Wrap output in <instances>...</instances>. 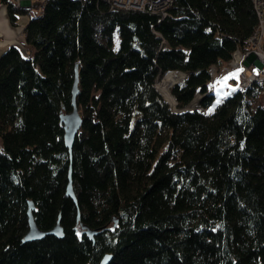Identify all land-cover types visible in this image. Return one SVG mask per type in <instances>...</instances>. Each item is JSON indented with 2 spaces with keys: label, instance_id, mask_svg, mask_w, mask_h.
Listing matches in <instances>:
<instances>
[{
  "label": "trees",
  "instance_id": "trees-1",
  "mask_svg": "<svg viewBox=\"0 0 264 264\" xmlns=\"http://www.w3.org/2000/svg\"><path fill=\"white\" fill-rule=\"evenodd\" d=\"M0 4L13 24L39 11L23 51L0 54V264H264L257 88L182 113L155 89L187 74L169 92L188 106L209 67L251 35L252 0H172L164 17L102 0ZM75 64L81 124L69 154L60 116ZM29 204L39 230L58 221L61 235L25 242Z\"/></svg>",
  "mask_w": 264,
  "mask_h": 264
},
{
  "label": "built area",
  "instance_id": "built-area-1",
  "mask_svg": "<svg viewBox=\"0 0 264 264\" xmlns=\"http://www.w3.org/2000/svg\"><path fill=\"white\" fill-rule=\"evenodd\" d=\"M19 7H23L22 2L37 3L39 10L43 9V4L48 0H9ZM112 8H120L124 10H136L139 12H150L159 14L164 17L167 15V9L171 6L172 0H103ZM253 10L256 16V25L251 35L243 40L227 61H220L209 67V79L205 84L204 91H196L197 96L202 94V98L211 96L213 99H218L219 102L227 98L228 94L238 92L245 93L249 88L255 86L257 88V103L264 108V0H252ZM236 69H243L234 76H228ZM253 69L256 71L254 72ZM175 75H182L187 79V74L181 72H170ZM178 83V82H175ZM232 83L234 89L228 90ZM226 90L229 91L226 94ZM195 98V97H194ZM194 100V99H193ZM192 102L188 105L187 110L209 112V107H202L197 102Z\"/></svg>",
  "mask_w": 264,
  "mask_h": 264
},
{
  "label": "water",
  "instance_id": "water-1",
  "mask_svg": "<svg viewBox=\"0 0 264 264\" xmlns=\"http://www.w3.org/2000/svg\"><path fill=\"white\" fill-rule=\"evenodd\" d=\"M77 93H78V65L75 64V66H74V79H73V83H72V87H71V91H70L72 109L69 113H66V114L60 116V123L62 124V129H63V141H64V144H65L69 154L71 153V147H72L73 141L75 139V136L79 132L80 124H81V117H80V114H79L77 107H76V104H75ZM165 102L167 103V101H165ZM187 107H184L180 110H176L174 112L182 113V112L188 111ZM65 193L68 197H70L75 202V196L73 193L72 183H71L70 170L68 172V183L66 186ZM31 208H32L31 204H29V209L27 211L28 231H27L26 235L24 236L25 242L41 240L45 236H48V235H53V236L61 235L62 231H61V228L59 226L58 221H57L56 225L49 231L39 230L33 221V218H32L31 212H30ZM108 260H109V257L104 256L99 264H106L108 262Z\"/></svg>",
  "mask_w": 264,
  "mask_h": 264
},
{
  "label": "crops",
  "instance_id": "crops-1",
  "mask_svg": "<svg viewBox=\"0 0 264 264\" xmlns=\"http://www.w3.org/2000/svg\"><path fill=\"white\" fill-rule=\"evenodd\" d=\"M24 4L26 2H22L21 5L24 6ZM24 26L18 25V22L13 24L8 17L5 6L0 4V54L10 46L22 50Z\"/></svg>",
  "mask_w": 264,
  "mask_h": 264
},
{
  "label": "rangeland",
  "instance_id": "rangeland-1",
  "mask_svg": "<svg viewBox=\"0 0 264 264\" xmlns=\"http://www.w3.org/2000/svg\"><path fill=\"white\" fill-rule=\"evenodd\" d=\"M103 1V0H102ZM29 6V3H26V4H24V6L23 7H28ZM28 9V11L26 12V13H19L18 15H17V22H18V25H20V26H24V24H27V22L32 18V17H35V16H38V14H39V11L37 10V9H35V8H27ZM117 44V38H116V36L114 37V45H116ZM184 78V77H183ZM162 79H163V76L162 77H159L158 79H157V81L155 82V85L156 84H159V83H161V81H162ZM179 82H183V81H179ZM178 82V83H179ZM174 84H176V83H174ZM173 84V85H174ZM172 85V86H173ZM171 86V87H172ZM170 87V88H171ZM234 89V85L232 84V83H230V85H229V87H228V90H230V91H232ZM228 90H226V94H228L229 93V91ZM158 92V91H157ZM159 93V92H158ZM160 94V93H159ZM160 96H161V94H160ZM162 97V96H161ZM163 98V97H162ZM164 99V98H163ZM204 98H202V94L201 93H199L197 96H195V98H194V100H193V102H196V100H197V102L199 101V103H201V101L203 100ZM165 100V99H164ZM166 101V100H165ZM219 102V100L218 99H213V104H216V103H218ZM212 104V105H213ZM169 105V104H168ZM169 107H170V105H169ZM212 107V106H211ZM171 108V107H170ZM173 111H176L177 109L175 108V109H172Z\"/></svg>",
  "mask_w": 264,
  "mask_h": 264
},
{
  "label": "bare ground",
  "instance_id": "bare-ground-1",
  "mask_svg": "<svg viewBox=\"0 0 264 264\" xmlns=\"http://www.w3.org/2000/svg\"><path fill=\"white\" fill-rule=\"evenodd\" d=\"M183 79L182 75H175L173 73H167L163 76L161 83L155 85V89L161 94V96L167 101L171 109H175V101L170 95L169 89L175 83Z\"/></svg>",
  "mask_w": 264,
  "mask_h": 264
},
{
  "label": "snow or ice",
  "instance_id": "snow-or-ice-1",
  "mask_svg": "<svg viewBox=\"0 0 264 264\" xmlns=\"http://www.w3.org/2000/svg\"><path fill=\"white\" fill-rule=\"evenodd\" d=\"M241 71H243V69H236L233 73H229L228 76H226L224 79H227V78L230 77V76H234V75H236L237 73H239V72H241ZM253 71L255 72L256 70L253 69ZM210 111H212L211 108L209 109V112H210Z\"/></svg>",
  "mask_w": 264,
  "mask_h": 264
}]
</instances>
